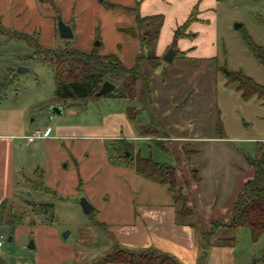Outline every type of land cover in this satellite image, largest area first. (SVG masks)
Returning a JSON list of instances; mask_svg holds the SVG:
<instances>
[{"label":"rangeland","instance_id":"rangeland-1","mask_svg":"<svg viewBox=\"0 0 264 264\" xmlns=\"http://www.w3.org/2000/svg\"><path fill=\"white\" fill-rule=\"evenodd\" d=\"M20 1L0 0V87L10 71L17 74L16 83L0 100V134L20 135L14 140V165L17 171L20 167L23 170L17 175L6 219L16 216L22 222L0 225V237H4L0 260L6 264H100L116 247L139 250L135 244H124L116 238L112 227L120 218L127 219L128 197L133 190L128 175L117 168L133 170L109 159V146L118 145L116 141L128 142L134 154L155 163L180 168L177 195L184 196L188 206L197 211V216L186 222L195 225L198 243L201 233L211 229L214 221L228 222L237 195L253 176L247 158H255L257 145L264 143V97L244 100L237 84L228 85L226 72H242L264 87V66L244 40L249 36L264 49V0H219L211 11L216 19L196 22L194 30L192 26L182 29L181 36L190 39L189 44L197 51L194 58L190 51H180L174 36L160 54L158 42L152 48H141L145 53L154 51L159 67L143 66L144 80L136 84L134 102L102 98L88 104L85 110L67 109L62 115L55 112L51 69L31 61L33 49L14 39V35H36L44 48H74L76 43L83 49L98 46L101 55L114 54L123 61L132 52V41L118 29L129 27V20L121 13H110L106 5H94V0H78L77 12L81 3L86 14L91 12L92 16L89 21L86 16L80 28L77 12L73 16L69 13L74 0H40L43 4L39 13L32 6L26 11ZM27 3L32 5L29 0ZM194 14L199 20V6ZM59 18L71 27L72 40H63L57 27L55 31L53 24ZM237 24L242 27L236 28ZM172 50H177L176 57L169 64L164 58ZM20 68L26 71L18 74ZM129 107L142 110L136 122L128 118ZM218 113L225 135L222 140L214 139ZM151 123L158 124L157 137L139 138L136 125ZM48 125L52 136L57 135V130L90 135L80 143L77 161L71 158L74 140L43 145L40 141L30 144L23 137L27 129L44 130ZM73 125L80 129L72 130ZM185 153L192 156L190 161ZM39 170L44 172V183L50 191L41 186ZM192 171H198L200 183L192 180ZM8 191L5 185L0 197H6ZM82 199L96 209L92 215L84 213ZM46 204L55 206L53 220L43 214L42 205ZM181 207L180 202L177 209ZM113 210L126 213L114 215ZM94 220L107 225L95 228ZM227 238L235 239L227 256L212 253L214 249L209 251L214 254V264H251L264 258V234L254 241L245 229L226 228L218 232L215 243ZM161 252L182 260L170 250ZM196 252L199 263V245Z\"/></svg>","mask_w":264,"mask_h":264},{"label":"trees","instance_id":"trees-1","mask_svg":"<svg viewBox=\"0 0 264 264\" xmlns=\"http://www.w3.org/2000/svg\"><path fill=\"white\" fill-rule=\"evenodd\" d=\"M108 7H111L107 4ZM198 7V6H197ZM188 18V20L180 26L174 34L175 40L185 38L181 36L182 29H189L195 22L196 9ZM58 20V19H57ZM164 24L163 15H155L151 17H141L137 15L138 34L141 47L152 48L158 42L160 32ZM58 30V28H57ZM127 33L133 34L132 31L126 30ZM59 33V32H58ZM16 37V38H15ZM99 39V31H97ZM14 39L27 43L33 49V55L29 58L37 65L48 66L53 73V81L55 87V105L64 110L67 109H86L88 104L97 103L102 98H112L117 100H128L134 102L136 100V84L144 80L142 68L145 64L152 68L159 67L158 57L154 51L147 53L141 52L136 59L133 67H126L123 62L114 54L101 55L99 47L94 46L90 53L82 52L68 45L60 48H44L40 45L36 35L16 33ZM245 43L254 57L264 66V49L256 45L249 36L244 37ZM229 83L237 84V91L246 101L264 97V87L258 85L250 77L245 76L242 72L229 73ZM17 81L15 71H10L9 75L0 87V100L6 97L10 87ZM111 82L116 86V91L106 96L98 97L97 93L101 90L105 82ZM78 103V104H77ZM142 110L129 107L127 109L128 118L136 122L137 116ZM216 137L214 139H225L223 126L217 114ZM136 131L139 138L150 139L157 137L159 134L158 124H138ZM116 144L109 146V159L124 164L126 167L133 169L138 176H141L154 183L166 185L173 194L175 205L182 203V207L177 209L176 216L180 223H187V219L197 216V211L188 206L186 198L177 195L178 177L180 168L171 165H161L153 160L141 157L131 151V144L126 141H116ZM163 148V147H162ZM165 149V148H164ZM167 153H171L168 149ZM129 154V155H128ZM186 154V159L190 161L191 155ZM248 166L253 170V176L247 180L237 195L233 203L231 218L228 222L214 221L211 229L204 231L200 235L199 247L202 250L199 264H205L208 253L214 245L226 246L233 245L234 238L220 239L215 243L218 232L222 229H230L237 231L245 229L250 232L254 241L264 234V143L257 145V153L255 158H247ZM41 186L50 191L44 183V172L39 170ZM192 180L200 183L201 178L198 171H192ZM7 204L5 201L0 205V225L5 222L11 225H18L22 219L16 216L7 219ZM43 214L50 215L54 219L55 206L53 204L42 205ZM95 211V209H94ZM90 213L92 215L94 213ZM105 224L94 220V227L99 228ZM195 227V225H193ZM264 262V258L254 260L251 264ZM0 264H6L0 260ZM100 264H181L173 257L162 253L157 249L131 250L116 247L115 251L106 256Z\"/></svg>","mask_w":264,"mask_h":264},{"label":"crops","instance_id":"crops-1","mask_svg":"<svg viewBox=\"0 0 264 264\" xmlns=\"http://www.w3.org/2000/svg\"><path fill=\"white\" fill-rule=\"evenodd\" d=\"M27 1L28 0L20 1L21 5L24 6V9L26 11H29V6H32L39 13V8L40 6L42 7L43 2L40 0H29L30 2H32L31 5L30 3L28 4ZM94 1L96 2V4L95 2L93 3L94 5H97V3L100 4L101 7H104L103 5H106V9L108 11L110 10V13H121V16H125L129 20V27L118 29L122 32H125V34H127L128 36V39L132 41V52L130 53V56L126 57L123 61L117 56L126 67H133L136 63L137 56L141 53L140 49L142 47L138 34L137 15L141 17H151L155 15L164 16V24L162 26L160 37L158 39V43L161 47L158 46L157 53L160 54L170 44L172 37L174 36L173 32L188 20L195 7L199 6L198 22L210 23L211 18L216 19V15H214V13H212L211 11L213 7H216L219 3V0H124L123 4L113 1L111 2L109 0ZM107 4H109L111 7H108ZM77 7L78 0H74L73 8L69 12L71 16L75 15V13L78 11ZM76 14L78 22H80V28L82 26V23L85 21L86 16H88L89 18L86 19V21L92 19L91 12H89L87 15L81 3L80 11ZM56 24L57 23L55 21L53 24L54 29L57 27ZM195 24L197 23L195 22L192 25V30L195 29ZM94 28L96 29L95 34L97 35V31H99V28L97 25H95ZM126 30L132 31L133 34L127 33ZM189 40L190 39L186 37L179 40L180 51H190L189 53L192 55V58H194V55L197 53V51H195V48L192 47L191 44H189ZM74 48L85 53H90L93 50L94 46L90 45L86 49H83L81 47L79 48L76 43ZM100 54L102 53L100 52ZM65 112L66 111H64V113ZM70 128L72 130H79L80 126L73 125ZM46 130H51V132H53L51 125H48L44 130L27 129L26 135H24L23 137L27 139L37 131L45 132ZM57 131V135L55 136H52V133H50V137L48 138L39 139L33 143H30L29 141L28 142L30 144H36L38 141H40L44 143L43 145H45L50 141L74 140V144L71 148V158L72 160L77 161L76 158H78L79 156L80 143L84 142V139L91 138L90 135L80 134L74 131H72V134L63 133L62 130ZM17 137H20V135L15 136L0 134V159L2 157V160H0V191L5 188V185L10 190L8 191L6 197H0V205L5 201H13L12 198L15 196L17 175L23 173V170L20 169L21 167L18 169L19 171H17L16 166L14 165L16 148L14 140ZM10 139L12 142L10 141ZM104 141L105 140H103V142ZM39 146L41 145H37V147ZM3 154H6L7 156H4ZM117 169L120 171V173L122 172V174L128 175V178H130L131 180L133 190L130 192L128 197V201L130 202L129 211L126 213L125 209L122 210L121 213L119 211L113 210L114 215L116 213H118L119 215H124L126 213L128 216L127 219L120 218V221L112 224L113 230L116 233V238L122 240L124 244H135L137 248H139V250L153 248L161 251L167 249L170 250L172 254L180 257L183 263L186 262L187 264H191L192 259V264H199L196 262V251L199 245L197 230L192 224H182L178 222L176 216L177 207L175 205L173 194L169 191L168 186L157 184L141 176H138L133 169H131L133 170V172L129 170L128 172H126L127 170H125L124 167H118ZM79 175L80 170L78 169V176ZM3 178L5 180V183H2ZM30 196L32 197L31 194ZM99 222L101 223V220H99ZM229 246L231 245H218L216 246L218 248L212 247L210 251L214 249L212 250L214 251L212 253L215 254V252H219L221 255L227 256L228 251L230 252L229 249H231ZM213 255L208 253V258L205 262L206 264H214V260L212 259Z\"/></svg>","mask_w":264,"mask_h":264},{"label":"water","instance_id":"water-1","mask_svg":"<svg viewBox=\"0 0 264 264\" xmlns=\"http://www.w3.org/2000/svg\"><path fill=\"white\" fill-rule=\"evenodd\" d=\"M240 27H242V25H240V24L236 25V28H240ZM57 28H58L59 35L63 40L69 41V40H72L74 38V33H73L71 27L69 25L65 24L60 18L58 19V22H57ZM176 52H177V50H172L171 52H169L165 56L164 61L166 63H169V64L173 63L175 60V57H176ZM25 71L26 70L20 68L18 70V74H21ZM226 74L229 75L228 72H226ZM115 91H116V86L113 83L107 81L103 84L101 90L97 93V96L98 97L106 96L107 94L114 93ZM55 112L57 114L62 115L64 113V110L61 107H55ZM80 205H81L84 213L87 215L94 211V207L92 206V204L87 199H82L80 202ZM9 241H12V239H10Z\"/></svg>","mask_w":264,"mask_h":264},{"label":"built area","instance_id":"built-area-1","mask_svg":"<svg viewBox=\"0 0 264 264\" xmlns=\"http://www.w3.org/2000/svg\"><path fill=\"white\" fill-rule=\"evenodd\" d=\"M50 137V130H46L45 132H41V131H37L36 133H34L32 136L28 137V141L30 143L35 142L36 140L39 139H45ZM4 245V237L1 236L0 237V248Z\"/></svg>","mask_w":264,"mask_h":264}]
</instances>
